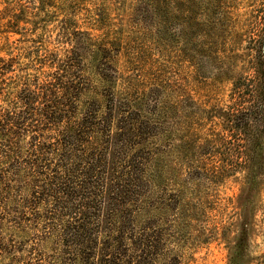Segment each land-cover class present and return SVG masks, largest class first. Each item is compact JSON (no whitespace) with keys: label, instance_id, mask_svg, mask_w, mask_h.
Listing matches in <instances>:
<instances>
[{"label":"rangeland","instance_id":"rangeland-1","mask_svg":"<svg viewBox=\"0 0 264 264\" xmlns=\"http://www.w3.org/2000/svg\"><path fill=\"white\" fill-rule=\"evenodd\" d=\"M261 51L264 0H0V264L58 259L7 182L10 115L32 97L134 114L157 264H264Z\"/></svg>","mask_w":264,"mask_h":264},{"label":"trees","instance_id":"trees-1","mask_svg":"<svg viewBox=\"0 0 264 264\" xmlns=\"http://www.w3.org/2000/svg\"><path fill=\"white\" fill-rule=\"evenodd\" d=\"M35 100L10 115L7 182L18 196L20 222L58 245L51 264H157L162 235L151 220L138 222L151 202L149 153L139 148L144 137L134 114L117 116L114 105L102 110L94 103L77 116L71 99L44 113Z\"/></svg>","mask_w":264,"mask_h":264}]
</instances>
